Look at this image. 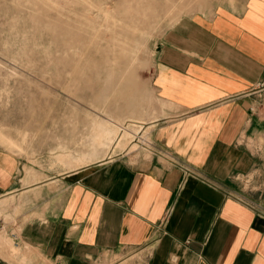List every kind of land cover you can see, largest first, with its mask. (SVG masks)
I'll list each match as a JSON object with an SVG mask.
<instances>
[{
    "label": "crops",
    "instance_id": "crops-1",
    "mask_svg": "<svg viewBox=\"0 0 264 264\" xmlns=\"http://www.w3.org/2000/svg\"><path fill=\"white\" fill-rule=\"evenodd\" d=\"M151 87L152 153L51 172L0 150V264H264V0L181 17Z\"/></svg>",
    "mask_w": 264,
    "mask_h": 264
},
{
    "label": "rangeland",
    "instance_id": "rangeland-1",
    "mask_svg": "<svg viewBox=\"0 0 264 264\" xmlns=\"http://www.w3.org/2000/svg\"><path fill=\"white\" fill-rule=\"evenodd\" d=\"M226 1L0 0V150L51 172L145 151L137 126L164 107L151 87L156 42ZM23 261L8 262L42 264Z\"/></svg>",
    "mask_w": 264,
    "mask_h": 264
},
{
    "label": "built area",
    "instance_id": "built-area-1",
    "mask_svg": "<svg viewBox=\"0 0 264 264\" xmlns=\"http://www.w3.org/2000/svg\"><path fill=\"white\" fill-rule=\"evenodd\" d=\"M136 136H137V138H135V139H136V142L138 144L137 146L139 147V149L141 148L142 150H145V151L151 152V153L154 152V144H153V141H152L151 136H150V131H149V136H147V134L143 135V136H139L138 132H137ZM125 152H127V150ZM164 154H166V156H168V155L170 156V154L168 152H164ZM169 161L172 165H175V166H178L179 168H181L182 171L186 175L194 174L191 167H189L185 163L181 162L180 160L175 159L173 156L169 157Z\"/></svg>",
    "mask_w": 264,
    "mask_h": 264
},
{
    "label": "bare ground",
    "instance_id": "bare-ground-1",
    "mask_svg": "<svg viewBox=\"0 0 264 264\" xmlns=\"http://www.w3.org/2000/svg\"><path fill=\"white\" fill-rule=\"evenodd\" d=\"M146 126H147V125H144V124L141 125V126H137V127H139V130L137 131L138 134H139V136H143V135H146V134H147V136H148V131L144 134ZM147 127H148V126H147ZM0 230H1V229H0Z\"/></svg>",
    "mask_w": 264,
    "mask_h": 264
}]
</instances>
